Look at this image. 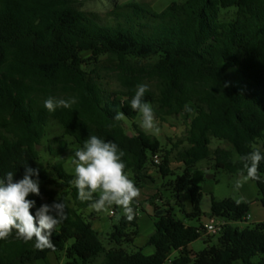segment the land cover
Masks as SVG:
<instances>
[{
  "label": "trees",
  "instance_id": "trees-1",
  "mask_svg": "<svg viewBox=\"0 0 264 264\" xmlns=\"http://www.w3.org/2000/svg\"><path fill=\"white\" fill-rule=\"evenodd\" d=\"M78 2L0 0V176L13 171L14 179H21L26 162L39 169L44 182L33 197L36 207L60 199L66 205L52 247L37 250L34 240L25 242L13 231L0 239V264H51V256L62 264H93L102 256V264H264V221L237 226L248 220L250 203L233 198L212 199L211 216L224 225L215 243L213 234L204 238L200 251L190 246L204 236V225H188L168 209L154 215L147 245L155 251L146 254L135 245L137 207L131 221L123 216L113 225L108 239L118 247L107 249L94 226L97 213H88L91 202L77 198L75 174L66 171L64 156L69 139L78 148L89 134L115 142L124 152L126 174L138 186L153 181L149 162L163 175L172 172L170 158L177 149L185 167L169 185L178 194L189 192L191 211L185 215L200 219L203 194L192 178L195 165L209 160L241 174V157L253 148L264 151V0L173 1L158 12L148 3L127 2L115 4L104 17L79 9ZM84 51L109 55L118 89L105 87L99 68L87 69ZM154 56L152 64L134 65ZM229 69L241 72L239 84ZM139 84L148 86L144 100L162 117H190L185 142L168 149L139 127L140 114L129 103ZM48 97H75L76 103L48 112L43 107ZM52 120L62 137L48 146L55 159L50 164L40 161L39 146ZM212 138L227 147L212 148ZM258 173L261 179L252 181L264 206V161Z\"/></svg>",
  "mask_w": 264,
  "mask_h": 264
},
{
  "label": "rangeland",
  "instance_id": "rangeland-1",
  "mask_svg": "<svg viewBox=\"0 0 264 264\" xmlns=\"http://www.w3.org/2000/svg\"><path fill=\"white\" fill-rule=\"evenodd\" d=\"M173 1H185V0H80L77 3V7L84 11L96 12L102 17L113 8L115 4L127 3V2H138V3H148L150 4L155 11H161L167 5ZM82 57L87 62V69L90 70L94 67L99 68V72L102 76L101 81L104 83L105 87L109 90H115L119 88V83L116 78L117 69L114 62L110 61V57L107 53L93 54L92 51L82 52ZM140 61L134 62L139 65H149L157 60V56L145 59H139ZM228 75L230 78L237 82L238 84L242 80V74L236 69H229ZM154 109V108H153ZM155 122L157 125V130L154 132H147L152 135L157 136L166 148H173V144L182 140L185 142L189 125L190 117L185 113L173 114L170 116L162 117L154 109ZM141 116L135 120L139 125ZM140 127V126H139ZM141 128V127H140ZM127 129L130 133H133L130 123L128 122ZM142 129V128H141ZM143 130V129H142ZM145 131V130H144ZM62 137V129L60 125L52 120L47 128V135L43 140V144L39 146L41 151L40 161L44 163L53 164L55 159H53L48 152V146L52 143L53 140L59 139ZM70 150H76L78 145L74 144L71 139ZM263 141L260 142V145ZM185 144V143H184ZM184 144L182 146H184ZM218 146H226L223 141L212 138L211 147L216 148ZM70 150L64 155L66 158L65 169L68 173H74V165L72 164L73 153ZM177 149L172 151L170 158V167L172 172L167 175H163L157 166L148 163L149 174L153 177V181L145 183L143 185L136 186L139 189V196L136 197L133 201V207H137L138 219L137 226L138 236L135 239V245L141 247L143 251L148 254L150 249L154 247L147 245V239L149 235L155 229V219L154 215L157 214L159 210H168L171 209L176 213L178 218H181L185 221L186 224L200 227L202 224H205L211 217V204L212 199L223 200L226 198H233L237 201H243L250 203L249 217L247 221H240L236 223L237 226L246 227L251 226L254 223H257L258 219H264L262 216V207L259 202V192L256 184L251 179H245L246 175H241L238 173H231L223 168H216L213 165L212 161L203 160L198 162L193 168L192 178L194 182L201 187L202 190V200H201V218H188L185 215V211H191V198L189 192H184L178 194L173 190L169 185V182L176 179L178 175H181L184 170V164L178 161L177 158ZM133 178L132 174H129ZM50 176H54V172L50 169ZM239 179L242 182V187L238 190L234 189L233 185L236 180ZM133 180V179H132ZM40 185L44 184L43 181H40ZM98 194V193H97ZM34 195L30 194L29 199H33ZM88 213L95 211L92 206L86 210ZM111 211H114L112 214ZM97 218L94 220L95 228L100 231L104 243L107 249L118 247L116 243L109 240V234L113 229V225L117 224L119 220L124 216L123 209L115 205L111 207H106L102 211H96ZM221 220L220 218H218ZM208 235L205 233L204 236L200 237L198 240L194 241L191 244V248L194 251H200L206 246L204 238ZM212 236V243L217 241V235ZM123 247L129 251L135 250L136 248L133 245H125ZM177 252H174L173 256L177 255ZM51 264H62L58 263L54 256L50 257ZM103 256L100 257L93 264H102ZM37 264H46L44 261H38Z\"/></svg>",
  "mask_w": 264,
  "mask_h": 264
},
{
  "label": "clouds",
  "instance_id": "clouds-1",
  "mask_svg": "<svg viewBox=\"0 0 264 264\" xmlns=\"http://www.w3.org/2000/svg\"><path fill=\"white\" fill-rule=\"evenodd\" d=\"M148 86L137 85L135 95L129 101L132 110L140 116L139 126L147 131L157 130L154 109L144 95ZM76 103L75 97L56 99L48 97L43 101V107L48 112L57 108H70ZM116 119H120L117 113ZM124 152L112 141L89 134L82 147L73 153L74 179L71 182L77 190L80 201L91 202L95 211H102L113 205L123 209L124 218L131 221L134 218L133 201L139 196V189L125 172ZM245 179L260 180L258 168L264 161V151L253 148L241 157ZM24 164V175L21 179H14V172L7 171L0 176V239H6L13 231L17 238L25 242L34 240L37 250L52 247V234L58 224L65 217V203L63 200L52 204H41L36 207V201L29 199V195H40L39 169ZM238 190L242 187L237 179L233 185ZM98 193V196L94 194ZM30 209H34L32 212Z\"/></svg>",
  "mask_w": 264,
  "mask_h": 264
},
{
  "label": "built area",
  "instance_id": "built-area-1",
  "mask_svg": "<svg viewBox=\"0 0 264 264\" xmlns=\"http://www.w3.org/2000/svg\"><path fill=\"white\" fill-rule=\"evenodd\" d=\"M153 160H154V162L156 164H159L161 162L160 155L156 154L153 157ZM111 213L113 214L114 211H111ZM203 225H204L205 233L216 235V234H219L222 231L224 222L222 220H219L217 217L211 216L210 219Z\"/></svg>",
  "mask_w": 264,
  "mask_h": 264
},
{
  "label": "crops",
  "instance_id": "crops-1",
  "mask_svg": "<svg viewBox=\"0 0 264 264\" xmlns=\"http://www.w3.org/2000/svg\"><path fill=\"white\" fill-rule=\"evenodd\" d=\"M259 202H260V200H259ZM261 203V202H260ZM262 205V204H261ZM262 207H264L263 205H262ZM189 212V211H188ZM262 216L264 217V209L262 210ZM259 221L258 222H260V221H264V219H258ZM191 247V246H190ZM154 251H155V249L153 248V249H150V252L148 253V254H152V253H154Z\"/></svg>",
  "mask_w": 264,
  "mask_h": 264
},
{
  "label": "water",
  "instance_id": "water-1",
  "mask_svg": "<svg viewBox=\"0 0 264 264\" xmlns=\"http://www.w3.org/2000/svg\"><path fill=\"white\" fill-rule=\"evenodd\" d=\"M161 214H163V210L157 211V215H161Z\"/></svg>",
  "mask_w": 264,
  "mask_h": 264
}]
</instances>
